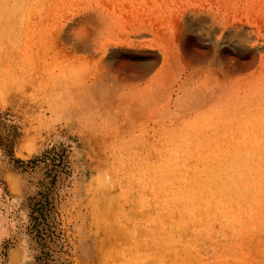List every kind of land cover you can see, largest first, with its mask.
Listing matches in <instances>:
<instances>
[{
	"label": "rangeland",
	"instance_id": "1",
	"mask_svg": "<svg viewBox=\"0 0 264 264\" xmlns=\"http://www.w3.org/2000/svg\"><path fill=\"white\" fill-rule=\"evenodd\" d=\"M206 263L264 264V0H0V264Z\"/></svg>",
	"mask_w": 264,
	"mask_h": 264
},
{
	"label": "bare ground",
	"instance_id": "2",
	"mask_svg": "<svg viewBox=\"0 0 264 264\" xmlns=\"http://www.w3.org/2000/svg\"><path fill=\"white\" fill-rule=\"evenodd\" d=\"M83 18L84 19L81 20V21L85 25H87V27L81 28L79 30V32H77V33L74 32V31L67 32L66 29H60L61 30L60 31V34L63 36V39L69 40L70 43H71L69 45V49L70 50H72L73 48L78 47V46L80 48H87L88 45H92L93 44V42L90 41V35L95 30L96 20L93 17H90V16H84ZM128 26H129L128 31L130 33H132L134 36L136 35L137 37L141 38L143 35H145L146 37L148 35H150L152 40H150L148 42L149 47L150 46L152 47V45H156L157 48L159 46L162 49V51H161L162 52V63H161L160 69L158 70L159 73L163 70L162 67L169 60V58L177 56L179 60H182L183 61V59H182L183 58L182 57L183 54L180 51L178 41H176V40L170 41L169 40L170 38L165 39V37H163V36H161V37L156 36V34H155L156 31H154V28H153L154 25H152L151 22L144 21L142 19H136V20H134V22H132ZM68 33H70V34H68ZM131 42H132L133 45H138V46L146 45L145 42L144 43H140L137 40H133ZM108 44H109V42H106L105 44H103V46L105 47V49H106V46H108ZM214 44H215V48H216L217 42H214ZM102 71H105V70H102ZM80 86H82L81 89H86V84L85 85L80 84L79 87ZM83 92H85V91H83ZM75 96H77V94H75Z\"/></svg>",
	"mask_w": 264,
	"mask_h": 264
}]
</instances>
